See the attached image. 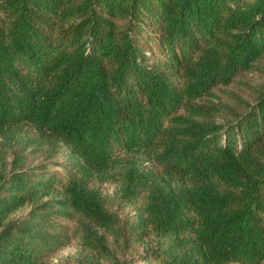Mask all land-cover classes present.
<instances>
[{"label":"trees","instance_id":"1","mask_svg":"<svg viewBox=\"0 0 264 264\" xmlns=\"http://www.w3.org/2000/svg\"><path fill=\"white\" fill-rule=\"evenodd\" d=\"M71 240L264 264V0H0V264Z\"/></svg>","mask_w":264,"mask_h":264},{"label":"rangeland","instance_id":"2","mask_svg":"<svg viewBox=\"0 0 264 264\" xmlns=\"http://www.w3.org/2000/svg\"><path fill=\"white\" fill-rule=\"evenodd\" d=\"M112 187L104 184L102 190L105 194L112 193ZM22 210H18L15 212L16 215H20ZM80 250V244L76 240H71V242L60 249H58L51 257L48 258L50 264H54L59 262L60 260H64L67 256L72 255ZM135 264H143L141 261H136Z\"/></svg>","mask_w":264,"mask_h":264}]
</instances>
